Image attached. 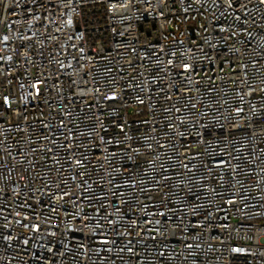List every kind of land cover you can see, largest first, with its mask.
<instances>
[{"label": "built area", "instance_id": "built-area-1", "mask_svg": "<svg viewBox=\"0 0 264 264\" xmlns=\"http://www.w3.org/2000/svg\"><path fill=\"white\" fill-rule=\"evenodd\" d=\"M0 264H264V0H0Z\"/></svg>", "mask_w": 264, "mask_h": 264}]
</instances>
